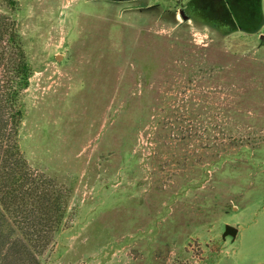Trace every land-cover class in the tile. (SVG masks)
<instances>
[{
  "label": "rangeland",
  "instance_id": "1",
  "mask_svg": "<svg viewBox=\"0 0 264 264\" xmlns=\"http://www.w3.org/2000/svg\"><path fill=\"white\" fill-rule=\"evenodd\" d=\"M10 1L31 67L18 145L62 203L39 212L36 259L264 264V0L229 33L189 0Z\"/></svg>",
  "mask_w": 264,
  "mask_h": 264
},
{
  "label": "trees",
  "instance_id": "2",
  "mask_svg": "<svg viewBox=\"0 0 264 264\" xmlns=\"http://www.w3.org/2000/svg\"><path fill=\"white\" fill-rule=\"evenodd\" d=\"M260 2L261 0H235L232 6L228 0H189L188 3L189 7L197 11L192 12V17L199 15L206 23L229 33L235 29L247 31L254 26L242 24L236 19L234 11H243L245 18L248 13L249 23L261 21ZM13 4L11 0L10 5ZM219 7L224 11L222 14L217 10ZM206 11H212L210 17ZM0 64V264H43L32 254L34 246L29 243V240H38L37 233L40 234L38 224L34 223L41 220L45 208L48 211L47 219H51L52 223L58 221L62 203L60 197L45 185L46 181H41L40 187L37 185L36 175L28 166L18 145V128L24 114L20 94L28 85L31 67L14 21L1 14ZM199 105L191 100L182 102L178 104V113L185 110L184 116L189 119L203 107H198ZM222 108L224 110L217 103L213 105L216 117ZM229 124L228 120L225 125L217 122L215 126L226 129ZM9 215L16 220V230L9 227ZM17 231L23 234L25 243L20 237H16Z\"/></svg>",
  "mask_w": 264,
  "mask_h": 264
},
{
  "label": "water",
  "instance_id": "3",
  "mask_svg": "<svg viewBox=\"0 0 264 264\" xmlns=\"http://www.w3.org/2000/svg\"><path fill=\"white\" fill-rule=\"evenodd\" d=\"M180 13L182 14V16L186 19V15H184L183 10H180ZM238 233V228L230 225V224H226L224 227V231L222 233V237L225 238L226 236L230 235L231 237H235Z\"/></svg>",
  "mask_w": 264,
  "mask_h": 264
}]
</instances>
